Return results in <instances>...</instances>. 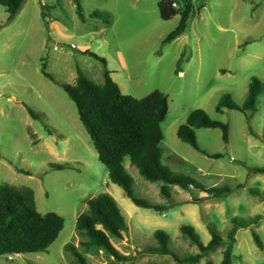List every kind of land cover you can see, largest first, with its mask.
<instances>
[{
	"label": "rangeland",
	"instance_id": "374dc122",
	"mask_svg": "<svg viewBox=\"0 0 264 264\" xmlns=\"http://www.w3.org/2000/svg\"><path fill=\"white\" fill-rule=\"evenodd\" d=\"M78 1L80 15L72 0H25L11 21L0 6V185L31 189L40 214L55 213L64 220L46 252L3 255L0 264H75L65 251L67 244L87 264H173L169 256L143 251L156 245L153 233L162 230L176 254H198L181 236L183 224L194 227L203 244L210 240L208 226L223 239L198 264H220L228 245L232 264H264V250L256 248L251 235L255 232L264 244V175L250 170L264 167V94L248 121L236 111H215L224 95L241 105L252 78L264 84V0H192L184 33L168 44L163 42L179 16L162 20V0ZM85 52L105 60L123 95L142 99L158 91L167 96L168 112L160 125L162 165L205 188L228 187L230 193L215 198L173 186L165 199L159 194L161 183L146 181L127 158L123 167L133 180L134 195L167 208L156 212L137 207L111 183L74 103L41 71L45 64L57 82L74 85L80 70L101 85L103 68ZM26 106L39 119H32ZM196 109L228 126L227 144L219 129L195 130L198 147L222 155L219 159L198 153L176 136ZM56 165L63 168L54 169ZM101 193L116 201L127 224L122 239L110 238L130 259L125 263L87 244L76 231L86 201ZM256 216V224L237 229L232 239L228 236L231 218Z\"/></svg>",
	"mask_w": 264,
	"mask_h": 264
},
{
	"label": "trees",
	"instance_id": "16d2710c",
	"mask_svg": "<svg viewBox=\"0 0 264 264\" xmlns=\"http://www.w3.org/2000/svg\"><path fill=\"white\" fill-rule=\"evenodd\" d=\"M25 0H0L11 21L20 12ZM76 6V13L81 14L78 0H72ZM160 18L164 21L179 16V21L164 44L171 43L185 31L186 23L193 11L192 0H162L158 5ZM86 55L99 62L103 68V83L97 85L91 82L80 70H76L74 85L57 82L46 72L45 64L41 71L45 78L58 84L74 103L78 119L88 135L98 156V160L105 166L111 183L120 187L124 195L137 207L162 212L167 207L146 202L132 192L133 180L123 167L124 159H128L138 174L148 182H160L159 194L169 199L171 187L181 190L190 188L202 191L212 197H223L230 193L228 187L205 188L197 181L186 175L174 174L160 160V144L163 134L160 128L168 112L167 96L155 91L142 99L123 95L117 84L110 77L105 60L93 53ZM264 94V84L252 78L247 96L241 105L234 103L229 95H224L215 108L218 114L224 110L241 113L248 121L257 112L260 97ZM32 119H39L29 107H25ZM219 129L221 140L228 143V126L211 120L200 109L192 111L186 123L177 129L176 136L183 143L188 144L198 153L210 158L219 159L220 154L209 155L202 151L196 142L195 130ZM55 166L54 169H62ZM253 173L264 175V167H251ZM26 174V173H25ZM253 195L254 191H250ZM87 210L76 219V231L85 236L87 244L94 245L111 256L115 262L125 263L130 259L122 256L112 245L110 238L122 239L127 232V224L116 203L107 193L98 194L86 201ZM260 216L252 219L231 218V229L228 236L232 239L239 228H248L256 224ZM64 227V220L55 213L40 214L35 206L33 191L25 187H15L9 184L0 185V256L25 255L44 253L57 239ZM180 234L195 246L199 253L179 256L170 247V237L162 230H156L153 238L156 245L145 249V253L159 256H169L173 264H198L202 258L214 252L223 244L220 234L208 226L210 240L203 244L194 227L181 225ZM252 239L256 248L264 250L260 237L252 232ZM65 251L71 255L75 264H87L84 257L72 245L67 244ZM233 248L228 245L222 253L220 264H232ZM204 264H213L206 260Z\"/></svg>",
	"mask_w": 264,
	"mask_h": 264
}]
</instances>
